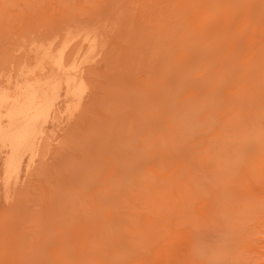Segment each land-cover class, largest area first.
I'll use <instances>...</instances> for the list:
<instances>
[{
	"label": "rangeland",
	"instance_id": "rangeland-1",
	"mask_svg": "<svg viewBox=\"0 0 264 264\" xmlns=\"http://www.w3.org/2000/svg\"><path fill=\"white\" fill-rule=\"evenodd\" d=\"M105 13L121 47L0 198V264H264V0H0V68Z\"/></svg>",
	"mask_w": 264,
	"mask_h": 264
},
{
	"label": "bare ground",
	"instance_id": "bare-ground-1",
	"mask_svg": "<svg viewBox=\"0 0 264 264\" xmlns=\"http://www.w3.org/2000/svg\"><path fill=\"white\" fill-rule=\"evenodd\" d=\"M220 10L228 17L226 9ZM190 12L191 19L199 14ZM105 14L93 23L68 25L61 43H31L23 61L0 68V198L10 205L18 203L21 193L38 180L49 129L63 122L65 127L75 124L93 102L96 93L88 67L104 61L111 44L120 46L109 33L122 24L123 17L110 19ZM155 196L157 204L168 201L160 193Z\"/></svg>",
	"mask_w": 264,
	"mask_h": 264
}]
</instances>
